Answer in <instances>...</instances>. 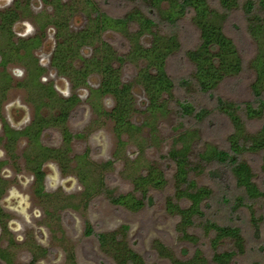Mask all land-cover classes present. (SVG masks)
Here are the masks:
<instances>
[{"label": "rangeland", "instance_id": "obj_1", "mask_svg": "<svg viewBox=\"0 0 264 264\" xmlns=\"http://www.w3.org/2000/svg\"><path fill=\"white\" fill-rule=\"evenodd\" d=\"M208 1L212 7H216L215 0ZM96 2L101 10L111 17H121L134 7L125 0H96ZM37 8L34 4L35 11ZM72 25V29H78L82 25V20L77 17ZM16 28L19 32H24V29L32 30L31 25L21 29V25L18 24ZM172 31L177 36L180 49L167 60L166 72L175 85V101L170 103L165 115L155 116L152 123L154 130L143 127L139 135L136 134L126 145L116 150L112 123L103 117L99 118L94 115L89 103L85 100L87 91L78 92L81 103L72 113L68 127L72 134L80 133L84 136L73 140L65 161L67 165L64 171L61 172L54 163L49 164L50 169L45 168L48 174L45 189L50 195L47 197V203L44 199L38 200L32 197L33 188L30 185L31 182H28L31 176L22 158L27 144L24 140L18 143L15 160H11L1 173L2 176H10V178L4 179L6 180V191L1 198V203L8 212L9 222H6V230L4 229L0 237V243L3 248L9 250L14 263L28 264L31 258L35 260L38 257L37 247L40 242L43 248L50 250V255H45L48 261L43 264H114L109 256L100 251L96 235L116 231L121 225L128 226L127 242L146 264H171L168 259L158 254L156 243L163 245L172 257L178 260H187L196 249L200 250L209 264H214L211 262L214 252L235 250L230 239L222 240L217 249H212L210 245L212 235H205L201 231L199 220H196L194 227L189 229V234L198 239L197 244L191 245L182 240L176 229L177 218L168 214L165 209L166 200L173 196L172 175L174 171L173 164L165 156L171 148L180 147L177 136L184 130L189 131L193 128L198 130V135L194 137L191 144V161L195 165L199 163L197 154L203 151L206 145L226 149V139L232 132L229 120L212 111L214 99L200 94L191 80L193 66L185 57V52L198 45L199 35L190 21V16L184 18ZM224 33L235 44L243 61V70L238 76L225 80L213 95L222 97L226 101L244 104L252 100L250 87L255 73L251 62L256 54V43L248 34L244 17L240 11L230 14L224 23ZM49 37L51 40L45 46L43 54L38 51L36 53L39 61L46 65L44 67L46 74L42 81L50 82L61 96L67 95L70 93L67 81L47 66L48 51L52 49L53 44L52 36L49 35ZM103 39L118 54L127 53L128 42L118 33L106 32ZM152 39L150 34H145L140 36L139 42L142 46L148 47ZM92 49L90 47L83 49L82 56L89 57ZM142 63L126 62L120 68L122 81L132 83L138 69L143 66ZM78 66L79 62L76 63V67ZM13 67L14 74L23 75L25 64L17 63ZM182 81H188L189 84L182 87L180 85ZM98 82L99 78L93 76L89 85L94 88ZM32 83L34 93L40 92L41 89L36 86V83ZM6 84L4 75L0 74V88ZM8 99V102L13 99L19 104L25 101L26 95L23 90L14 88L10 91ZM132 99L136 111L130 120L136 125L144 121L151 124V116L145 112L146 96L140 86L134 85ZM176 101L188 102L196 110L202 108L208 110L210 115L201 122L192 118H184L176 106ZM97 103L106 111H109L113 105L110 98L102 99ZM25 108L29 110L26 115L6 112V119L20 128V125L28 122L27 114L30 113L31 108L29 105ZM244 122L246 132L256 134L264 127V114L261 119L247 120L244 118ZM41 140L46 146H61L60 134L55 129L46 131ZM83 153H86V158L81 161H85V164L79 161V156ZM114 153L116 154L114 163L106 169L103 168L104 163L113 159ZM242 159L250 165L255 176V183L264 191L261 154H245ZM148 165H154L163 170L167 185L161 191H150L148 195L150 199L139 212H130L111 205L105 195L100 192L98 194L94 192L87 198L82 194L83 186L79 181V175H86L93 185H96L94 183L98 180H102L104 187L112 191L114 195L132 193L133 178ZM210 169L209 166L202 174L192 173L191 178L195 179L198 185L208 187L212 191V197L203 205L205 217L220 225L235 226L241 230L245 241L244 251L235 254L229 264H264V203L261 200L255 203L247 202L249 208L244 206L234 211L233 201L240 193L236 190L233 180L225 175V180L215 182L210 178ZM13 198L18 200H12ZM182 206L186 207L187 204L184 202ZM33 211L37 212L36 215L42 211H48V216H50L33 222ZM252 216L259 224V235L257 236L252 227ZM85 224L91 227L92 233L89 236L85 233ZM8 241H13L14 246L7 247ZM70 255L74 259L72 262L69 261Z\"/></svg>", "mask_w": 264, "mask_h": 264}, {"label": "trees", "instance_id": "obj_2", "mask_svg": "<svg viewBox=\"0 0 264 264\" xmlns=\"http://www.w3.org/2000/svg\"><path fill=\"white\" fill-rule=\"evenodd\" d=\"M132 1L136 2L138 7L123 18L112 19L101 14L96 17L91 28L80 34V44L93 45L98 40L100 46L95 48L96 57L92 58L82 74H79L86 75L90 67L102 73L101 91L103 94L109 93L115 100V107L108 116L115 122L116 135L119 137L123 132L130 133L135 130L136 128L127 122L133 109L130 86L121 84L118 70L112 67L113 61L121 62L124 59L100 40L101 33L107 30L124 34L134 42L127 59L142 60L144 64L138 71L136 82L143 88L149 103L147 110L151 116V124L147 122L146 125L154 130L152 123L155 116L165 115L170 103L175 101V85L166 72L167 60L180 49V43L172 30L176 29L184 18L190 16V21L199 35L198 45L185 52V57L193 66L191 80L200 94L214 99L212 111L229 120L232 132L226 139V149L206 145L205 149L197 154L199 163L195 165L191 161V144L198 135V130H184L177 136L180 147L171 148L165 156L174 166L173 196L166 200L165 209L168 214L177 218L176 229L181 239L191 245L198 242L196 237L189 234V229L194 227L196 220L200 221V229L205 235H212V249H217L222 240L230 239L235 246L234 251L214 252L211 257L214 264H229L235 254L244 251L245 241L241 230L235 226L220 225L205 217L203 205L212 197V191L208 187L198 185L195 179L191 178V174H202L210 166L209 175L215 182L225 180V175L233 180L236 190L240 193L234 198V211L244 206L249 208L247 202L255 203L261 200L264 203V191L255 183L250 165L242 159L245 154H261V169L264 172V127L256 134H248L244 122V118L261 119L264 114V0H215L216 7H212L208 0ZM235 11L242 13L247 32L256 43V54L251 62L255 73L250 87L252 100L244 104L226 101L213 95L225 80L238 76L243 70V61L235 44L224 33V23ZM133 25L137 30L129 32L128 28ZM143 34H150L153 38L146 48L137 44V39ZM188 84V81L180 83L182 87ZM176 106L184 118L199 122L210 115V111L203 108L196 110L188 102L176 101ZM66 115V112H63V119ZM109 165L110 162L103 166ZM38 180L40 182V175ZM81 182L86 198L94 191H101L111 205L130 212L141 211L150 199L149 192L161 191L167 185L163 170L154 165L146 166L133 178V192L128 194L114 195L104 187L102 180L93 185L86 175L81 178ZM184 202L186 207L182 206ZM251 223L254 234L259 235V224L253 216ZM127 229V226H121L116 231L97 234L100 251L109 256L114 264H146L128 244ZM85 233L87 236L92 233L88 224ZM156 250L171 264H209L197 249L187 260L173 258L160 243H156Z\"/></svg>", "mask_w": 264, "mask_h": 264}, {"label": "flooded vegetation", "instance_id": "obj_3", "mask_svg": "<svg viewBox=\"0 0 264 264\" xmlns=\"http://www.w3.org/2000/svg\"><path fill=\"white\" fill-rule=\"evenodd\" d=\"M125 1L133 4L134 7L124 13L121 17H111L105 11L101 10L96 0H0V74L4 75L7 82L3 88H0V237L4 232V229L6 230V222L8 221V212L5 209L6 207L1 203V198L6 191V180L4 179L10 178V176H2L1 173L3 168L6 167L11 160H15V150L18 143H20L21 140L26 141V150L22 154V158L25 167L31 176L30 181L28 182H31L30 185L33 188L31 193L32 197L38 200L44 199L45 203L48 202L47 197L50 195L45 189V181L48 176L45 168L47 167L50 169L49 164L54 163L61 172L64 171L65 165H67L65 161L73 140L80 139L84 136L80 133L72 134L68 127L72 113L81 103V97L78 92L83 90L87 91L85 100L89 103L94 115L99 118L103 117L112 123V132L116 138V150L121 149L136 134L139 135L143 127L149 128V126L146 125L147 121H144L140 125H136L130 120V117L136 111L133 103L132 113L127 118V122L136 129L132 130L130 133L123 132L118 137L115 133V122L110 116H108L115 107V100L109 93L103 94L101 91L103 79L102 73L97 72L94 68L90 67L86 71V75H81L86 64H88L92 58L96 57L95 48L100 46V42L96 40L93 46L90 44L82 45L78 41L80 34L91 28L96 17L101 14H105L112 19H119L123 18L128 12L138 7L136 2H133L132 0ZM34 4L38 7L36 11L34 9ZM77 17L82 20V25L78 29H72V23ZM18 24L21 25V29L26 28L27 25H31L32 30L27 31V29H24V32H19V29L16 28ZM128 30L129 32H135L137 27L133 25L130 26ZM106 32L118 33L128 42L129 47L126 54H118L103 39ZM49 35L52 36L53 44L52 49L48 51L49 54L47 53V66L51 67L56 74L67 81L70 89V93L67 95L61 96L50 82L42 81L46 74V69L44 68L46 65H43L39 61L36 53L37 51L40 53L43 52L45 46H47L48 42L51 40ZM139 39L140 37L137 39V44L146 48L142 46ZM100 40L101 42L106 43L117 56L124 59L121 62L113 61V63H111L112 67L118 70L121 84L130 86V95L132 97V89L134 85L140 86L136 82L138 71L144 66L142 60L130 61L127 59L134 42L125 37L121 32L113 30L102 32ZM87 47H90L91 49L93 48L92 53L89 57H83L81 52ZM77 62H79L78 67H76ZM126 62H140L143 64V66L138 69L132 83L123 82L121 79L120 68L125 65ZM17 63L25 64L22 76H17L13 73V65ZM10 69L11 72L9 73ZM93 76L98 77L99 82L96 87L91 88L89 81ZM15 78L20 79L17 80ZM32 82L36 83V86L41 89L40 92L34 93ZM14 88L21 89L25 92L26 99L23 103L18 104L13 101V99L8 102L10 91ZM144 95L146 96L145 92ZM105 98H110L113 103L109 111L104 110L99 103H97ZM146 100L147 106L145 112L149 114L147 110L149 105L147 97ZM27 105L31 108H29L30 113L27 114L29 117L28 122L24 125H20V128L11 124L10 120L6 119V112L15 113V115H26V112L29 111L25 108ZM6 106L8 108H6ZM63 112H66L67 114L65 119H63ZM51 129L58 130L61 137L60 147H50L42 144L41 139L43 135L46 131ZM65 134H69V136L66 137ZM115 153L112 156L113 159L106 162H110V165L106 167L103 166V168L106 169L114 163V159H116ZM79 158V161L82 159L84 160L86 158V153H83ZM85 163V161L82 162V164ZM39 175L41 179L40 182L38 180ZM79 176L83 178L84 175ZM79 176L78 178L81 182ZM94 192L98 194L99 191ZM82 194H84V186ZM12 200L18 199L13 198ZM36 213L37 212L33 211V222L41 221L45 217L50 216H48V211H42L39 215H36ZM86 225L87 224H85V228ZM38 244L40 245L37 247L38 257H36L35 260L34 258H31L28 264L31 262H33V264H43V262L48 261L46 258L50 255V250L43 248L40 242H38ZM7 245V247H9V245L14 246V242L8 241ZM69 259L70 262L74 260L72 255L69 256ZM0 263L16 264L14 263L9 250L3 248L1 243Z\"/></svg>", "mask_w": 264, "mask_h": 264}, {"label": "clouds", "instance_id": "obj_4", "mask_svg": "<svg viewBox=\"0 0 264 264\" xmlns=\"http://www.w3.org/2000/svg\"><path fill=\"white\" fill-rule=\"evenodd\" d=\"M31 31V29H29ZM17 75H19V73H17Z\"/></svg>", "mask_w": 264, "mask_h": 264}]
</instances>
